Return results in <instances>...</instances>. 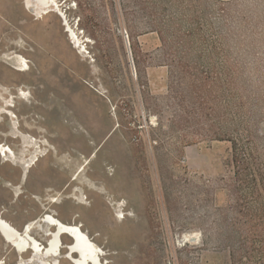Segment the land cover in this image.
I'll return each instance as SVG.
<instances>
[{"label":"rangeland","instance_id":"rangeland-1","mask_svg":"<svg viewBox=\"0 0 264 264\" xmlns=\"http://www.w3.org/2000/svg\"><path fill=\"white\" fill-rule=\"evenodd\" d=\"M56 1L0 0V144L43 152L0 155V215L76 221L103 264H264V0Z\"/></svg>","mask_w":264,"mask_h":264},{"label":"bare ground","instance_id":"bare-ground-1","mask_svg":"<svg viewBox=\"0 0 264 264\" xmlns=\"http://www.w3.org/2000/svg\"><path fill=\"white\" fill-rule=\"evenodd\" d=\"M25 1L29 10L33 12L36 10L58 11L59 7L56 0ZM60 15L63 14L60 13ZM62 18L66 27L68 23L65 15ZM66 31L69 33L68 29ZM73 39H75V47H78V39ZM85 43L88 44L89 41L86 40ZM81 48L79 46V49ZM10 59L19 64L20 72L30 70L26 59L18 55ZM20 96L23 99L27 97V94L21 92ZM12 116H14L13 119L16 118L13 113ZM15 125L16 123H13V133L18 139H22L24 150L18 154L12 148L0 144V155L15 165H23L25 172H28L27 170L30 171L33 165H36L43 152L31 136L20 134ZM28 147L34 149L30 159L26 156ZM59 216L57 213L43 216L39 221H31L18 231L0 215V242L3 241L13 248L18 255L19 264H103L102 254L85 235L83 226L76 221L66 223Z\"/></svg>","mask_w":264,"mask_h":264}]
</instances>
